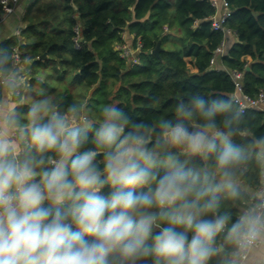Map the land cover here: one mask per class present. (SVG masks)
Instances as JSON below:
<instances>
[{"label":"clouds","instance_id":"obj_1","mask_svg":"<svg viewBox=\"0 0 264 264\" xmlns=\"http://www.w3.org/2000/svg\"><path fill=\"white\" fill-rule=\"evenodd\" d=\"M197 93L152 123L47 100L0 117V264H209L222 233L238 253L264 242V211L234 220L219 195L239 197L250 157L264 166V136L234 143L231 101Z\"/></svg>","mask_w":264,"mask_h":264},{"label":"trees","instance_id":"obj_2","mask_svg":"<svg viewBox=\"0 0 264 264\" xmlns=\"http://www.w3.org/2000/svg\"><path fill=\"white\" fill-rule=\"evenodd\" d=\"M227 2L232 14L223 25L231 33L213 28L217 9L211 0H32L22 13L20 34L0 42V72L15 73L18 81L0 85V102L4 88L20 89L14 117L22 122L34 103L47 100L60 111L74 103L83 105L90 118L97 116L100 106L112 103L132 119L152 123L167 118L181 98L196 92L208 98L215 94L231 101L225 116L240 114L233 120L234 143L250 147L264 136V109L239 111L233 98L237 88L233 72L242 74L246 94L264 92V0ZM4 14L0 4V21ZM227 40L231 45L225 53H217ZM158 43L161 50L156 54ZM123 44L132 49V56L124 55ZM15 49L21 55L19 72L13 64ZM43 53L46 59L39 58ZM29 60L30 67L23 68V61ZM218 60L223 68L215 67ZM42 69L54 70L56 82L68 81L79 92L70 91L69 85H61L59 91ZM192 163L212 169L211 158L197 157ZM261 172L262 166L250 157L237 172L239 197L219 194L220 211L235 220L242 211L254 209L257 200L250 201L244 187L258 190ZM217 245L224 251L209 264H232L236 250L223 233ZM140 264H151V259Z\"/></svg>","mask_w":264,"mask_h":264},{"label":"built area","instance_id":"obj_3","mask_svg":"<svg viewBox=\"0 0 264 264\" xmlns=\"http://www.w3.org/2000/svg\"><path fill=\"white\" fill-rule=\"evenodd\" d=\"M22 0H0V4L3 7V10L5 14L3 15L2 19L6 15L12 14L16 11L18 6ZM212 5L217 9L216 15L212 18V26L215 30H224L227 33H231L229 29L226 30L225 26L223 25L225 20L229 18L232 14V10L229 7V4L227 0H211ZM20 29L16 31V34H20ZM76 41V47H80V43L78 39ZM225 41L221 43V45L217 48V53H224V47H225ZM120 48L124 50V53L127 54L128 50L129 53H133L132 49L127 45L123 44L120 45ZM20 61H21V55L18 49L14 50L13 53V64L16 70L21 71L19 69L20 67ZM21 68V67H20ZM234 77L237 80V88L236 92L233 95L234 101L238 104V109L241 113H244L249 108H255V109H264V92L260 91L255 96H250L246 94L242 88L241 81H242V74L240 72H233ZM13 81L15 83H18L15 78V73H10L9 75L5 76L0 72V85L5 86L8 82ZM257 201L255 204L254 209L264 211V166H262V172H261V184L259 186V189L257 190ZM261 242H258L257 244L253 245L250 249L244 251V252H237L235 251V254L233 256L232 264H243V262L247 259L248 255L253 249H256L260 246Z\"/></svg>","mask_w":264,"mask_h":264},{"label":"crops","instance_id":"obj_4","mask_svg":"<svg viewBox=\"0 0 264 264\" xmlns=\"http://www.w3.org/2000/svg\"><path fill=\"white\" fill-rule=\"evenodd\" d=\"M21 3L15 12H13L12 14L6 15L4 17V19H2L0 21V42L4 39L8 38L9 36L13 35L14 33H16V31L18 29L22 28V24H21L22 23V19H21L22 16L21 15L19 16V13H21L19 8L23 9ZM26 5H28V2ZM12 16L16 17L17 22H18L17 25L13 24L12 21H9V18ZM227 45H231V43H229V40H227L225 43L224 53H225ZM248 59H250V57H248ZM23 63H24L23 68H24L25 64L27 67H30L31 61L30 60L27 62L23 61ZM214 65L217 68H223V65L221 64L220 60L215 61ZM24 71L25 70H23V72ZM23 77H24V75H23ZM20 93H21V90L18 88L15 89V91L8 90V89L6 90L4 88V90H3V96L4 97L2 99V102H0V117L14 116L16 114V112H18V110L16 108L20 105V102L16 101V96L20 95ZM244 189L250 195V201L253 202V200H257V195H258L257 193L258 192L255 188H249L246 186V187H244ZM251 209H253V208H251ZM244 212H246V211H244ZM244 212L242 211V214ZM263 262H264V242H261V244L258 248L253 249L250 252V254L248 255L247 259L243 262V264H263Z\"/></svg>","mask_w":264,"mask_h":264},{"label":"rangeland","instance_id":"obj_5","mask_svg":"<svg viewBox=\"0 0 264 264\" xmlns=\"http://www.w3.org/2000/svg\"><path fill=\"white\" fill-rule=\"evenodd\" d=\"M32 0H23L22 1V3H21V5H22V8L23 9H20L19 8V10L21 11V13H19V16L21 15L22 16V13L25 11V9H26V4H27V2H28V4L31 2ZM9 21H12L13 22V24H15V25H17L18 24V22H17V19H16V17L15 16H12V17H10L9 18ZM22 24V23H21ZM20 24V25H21ZM23 25V24H22ZM20 27V26H19ZM128 43V42H127ZM123 52H124V50H123ZM124 55H128V56H132V54L131 53H129V50H128V53L127 54H125L124 53ZM41 72L43 73V74H46L47 75V77H48V79H50L51 81H52V83H54V84H56L57 85V89L59 90V91H61L62 90V88H61V85H69V87L71 86V84L67 81V82H56L55 80L57 79V77H56V75H55V73H54V70H52V69H48V70H44V69H42L41 70ZM59 83V84H58ZM70 91H72L73 93H75V94H77L79 91H77L75 88H73V87H70ZM35 94H36V92H35Z\"/></svg>","mask_w":264,"mask_h":264},{"label":"water","instance_id":"obj_6","mask_svg":"<svg viewBox=\"0 0 264 264\" xmlns=\"http://www.w3.org/2000/svg\"><path fill=\"white\" fill-rule=\"evenodd\" d=\"M160 50H161V47H160V44L158 43L153 52L158 54ZM39 58L40 59H46L47 58L46 53H43ZM247 69H249V67ZM263 264H264V262H263Z\"/></svg>","mask_w":264,"mask_h":264}]
</instances>
